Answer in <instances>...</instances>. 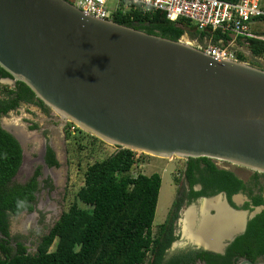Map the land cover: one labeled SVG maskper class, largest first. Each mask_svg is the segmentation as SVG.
<instances>
[{"label": "water", "instance_id": "water-1", "mask_svg": "<svg viewBox=\"0 0 264 264\" xmlns=\"http://www.w3.org/2000/svg\"><path fill=\"white\" fill-rule=\"evenodd\" d=\"M183 36L148 34L66 0H0V68L65 121L118 150L207 158L264 174V69L208 55ZM223 202L245 216L215 250L221 254L264 209ZM180 233L173 248L211 251Z\"/></svg>", "mask_w": 264, "mask_h": 264}, {"label": "trees", "instance_id": "trees-1", "mask_svg": "<svg viewBox=\"0 0 264 264\" xmlns=\"http://www.w3.org/2000/svg\"><path fill=\"white\" fill-rule=\"evenodd\" d=\"M126 6L125 3L119 5L112 15L114 22L171 40L189 33L199 40L211 39L212 44L229 41V37L219 31L212 35L198 32L185 19L171 22L161 11L142 13ZM236 43L248 47L253 57L264 56V41L238 37ZM236 55L238 61L248 62L243 53L236 52ZM0 76L9 77L1 68ZM22 85L29 98H33L29 88ZM30 128L37 129V125ZM85 135L95 142L100 141ZM21 162L19 142L0 127V264H193L194 258L184 260L185 257L164 262L166 250L175 238L169 234L167 224L158 225L155 230L152 228L161 177L158 173L132 176L136 162L134 153L127 149L115 150L105 159L87 165L83 185L42 237L35 253H27L20 243L14 249L7 240L9 219L33 210L41 175V167H37L25 183L14 182ZM45 162L48 167L59 166L49 147ZM185 165L182 173L189 187L194 184L203 186L200 192L192 191L191 198L208 197L219 192L230 196L245 189L244 183L232 171L218 167L216 161L189 158ZM44 184L50 186L48 180ZM253 204L264 205V202L257 196L253 198ZM245 247L257 248L256 254L264 251V210L248 222L246 232L236 238L227 254L247 255ZM256 254L250 256L253 258ZM209 255L205 252L198 254L201 258ZM226 258L218 257L217 263Z\"/></svg>", "mask_w": 264, "mask_h": 264}, {"label": "rangeland", "instance_id": "rangeland-1", "mask_svg": "<svg viewBox=\"0 0 264 264\" xmlns=\"http://www.w3.org/2000/svg\"><path fill=\"white\" fill-rule=\"evenodd\" d=\"M114 2L115 1L113 0H109L107 6H109L110 10L113 9ZM253 28H255V26ZM262 33L264 34V26L262 28ZM183 38L186 42L201 49L208 45L207 41L202 43L203 40L201 41L189 33H185ZM248 58L250 63L254 64L256 67L260 66V68L264 69V56L262 58H258L259 60L261 59L260 61H257V58L254 59L252 55H249ZM2 121L3 125L6 122L13 123L21 130L23 129V126H26V121L23 120V116L21 114L16 115L14 113H10L9 116L3 118ZM32 121L35 124L39 123L40 127L51 129L52 122L45 125L43 120L38 116L32 115ZM52 129L54 128L52 127ZM19 132L22 134V138L20 140L25 155V161L21 171L13 178V181L20 184L25 183L33 174L36 167H41V175L38 177L39 190L35 197L37 207L39 208L38 211L42 212V215L39 214L38 211H35L32 213L23 212L19 216L11 217L9 229L12 235L17 233L25 234L26 228L36 226L38 220L42 221V217L54 215L56 217L60 214V212L62 213L65 211L71 203L72 197L76 191L83 185L84 172L87 165L93 163L94 161H101L112 154L115 150H118L116 147L108 145L101 140L98 142L93 141L90 136L85 135V132L81 133L79 129L75 132V134H68V137L64 140V142L62 137L60 138L57 134L50 133L48 135L49 143L54 150L59 167H53L48 170L42 166L40 154L42 139L38 137L40 135V131H28V136L30 137H27L23 130ZM216 165L234 172L244 181H247L250 176V173L248 172L249 170L247 171V169L238 168L230 164H223L221 162H216ZM184 166V159L142 155V163L140 164V167H133L131 171V175L134 176L137 174H143L146 176L153 173L160 174L161 187L152 227L154 230L162 223L164 216L170 207L172 197H174L178 188L182 186V172L184 171ZM46 176H51L53 178L52 181L48 179V181L52 183V186H45L44 180L47 179H44V177ZM36 202H34V206ZM50 211H52L51 215L49 214ZM185 211V207H182L181 215H183ZM26 221H29L28 225H26V227H22V224ZM54 221H56V219ZM178 240V237H176L174 243Z\"/></svg>", "mask_w": 264, "mask_h": 264}, {"label": "flooded vegetation", "instance_id": "flooded-vegetation-1", "mask_svg": "<svg viewBox=\"0 0 264 264\" xmlns=\"http://www.w3.org/2000/svg\"><path fill=\"white\" fill-rule=\"evenodd\" d=\"M246 63H250V62L248 61ZM5 108H7V110H5ZM10 113L11 114L14 113L16 115L21 114L23 116V120L26 121V126H23L22 130L27 135V137H30V136H28V134H29L28 131H34V130L40 131V135L38 137H40L42 139V143H41V147H40L42 166L44 167L43 164L47 165L45 162L47 147H49L53 150L51 144L49 143L48 135L50 133H55L60 138L62 137L63 142H64V140L67 138L66 137L67 136V126H68L69 121H65L62 117H60L58 114H56L52 109H50L49 107L44 105L41 101H39L37 98H35V96L33 98H29L28 94L24 90V86L22 85V83H20L18 81H14L10 76L9 77H1L0 76V127L1 128L7 127L6 124H4V126H3L2 119L8 117ZM32 115L40 117V119L43 120V123L45 125L47 123L52 122L51 129L46 128V127H40L39 123H36V124L33 123ZM33 125H37V129H31L30 127H32ZM52 127L54 129H52ZM7 128H10V127H7ZM13 131H14V129L10 128V132L13 133ZM18 139H20V138H18ZM21 149H22V147H21ZM53 152H54V150H53ZM23 153H24V151L22 149V156L24 155ZM55 159H56V157H55ZM184 160L186 161L187 159H184ZM24 161H25V159L24 160L22 159L21 166H23L22 164H24ZM223 164H227V163H223ZM185 166H184V168H185ZM20 167H19V169H20ZM58 167H55V168H58ZM51 168H53V167H48L46 169L49 170ZM221 168H223V167H221ZM224 169H226V168H224ZM35 170H34V172H35ZM20 171H21V169H20ZM20 171H17L16 175ZM34 172H33V174H34ZM248 172L250 173V176H249L247 181H244L242 178L238 177L233 172L235 174V176L244 183V185H245L244 190H241V191H239L233 195H230V196H228L225 192H219V193H216L215 195L208 196V197H215V196H218L219 194H222L221 200L222 201L225 200L229 204L230 207L237 209V210L238 209L248 210L249 212H252L256 207L264 206V205L255 206L253 204V198L257 197V196H260L262 198V201L264 202V174H260V173L253 172V171H248ZM44 179H47V180L49 179L50 181L53 180V178L51 176H46V177H44ZM50 186H52L51 182H50ZM202 189H203V186L201 184H194V185L189 187L187 180L185 179L184 175H182V186L180 188H178L174 197H172L170 207L168 208L167 213L165 214L162 223L159 224V225L167 224L168 229H169V231H168L169 234H171L175 239H176V237H178V239H180L179 234H181L180 233L181 230H180L179 223H180V218H182V215H181L182 207H187L190 204L197 202L198 199L201 197H207V196H200V197H195V198L190 197V194L192 191L200 192ZM238 196L241 197L240 207L239 206L237 207L236 203H238V202L235 200V197H238ZM34 202H36V197H35ZM37 208L38 207H37V202H36L31 213L38 211L39 208L38 209ZM242 208H244V209H242ZM51 212L52 211L49 212L50 215H51ZM38 213L42 215V212L38 211ZM209 214L215 215L216 212L212 209ZM60 215H61V212L56 217H55V215L49 216V217H47V216L42 217V221L38 220V223L36 226H30L29 228L27 227L25 234L17 233V234L12 235L10 232V229H9L10 226H9L8 227L9 237L7 239L9 245L15 249L16 244L20 243L23 245V247H25V250L27 253H35L37 250V246H38L39 242L41 241L42 237L49 232V230L54 225V223L58 220ZM54 217H55L56 221H54L55 220ZM9 225H10V219H9ZM247 225H248V223H247ZM247 225H246V229H247ZM246 229H245L244 233L246 232ZM45 230H47V231H45ZM243 234H241V235H243ZM241 235H239V236H241ZM239 236H237L236 238H238ZM0 238H2L1 235H0ZM236 238L233 241H231L230 243H228V245L226 246V248L222 254L216 252L214 249H213V251H212V249H211V251H209L203 247L195 248V247H192L189 245L188 246L187 245L178 246V247L173 248L172 245L175 241L174 240L170 244L169 248L166 250V253L164 255V262H166L168 260H177V259L185 257L184 260H187L189 258H194V260L192 261L193 264H218L217 263L218 257L219 258L227 257L226 260L220 259L221 260V261L219 260L220 264H240L245 260H248L254 264H259V263L264 264V251L260 254H256L258 252L257 248L256 249H254V248L248 249L245 247L247 255L237 254V255L229 256L227 254V251H228L229 247H231V245L235 242ZM200 252L209 253L210 255L207 257L204 256L203 258H201V256H198V254ZM253 254H256V255L252 258L250 255L253 256ZM248 255L252 259L251 258L249 259ZM187 264H192V263H187Z\"/></svg>", "mask_w": 264, "mask_h": 264}, {"label": "built area", "instance_id": "built-area-1", "mask_svg": "<svg viewBox=\"0 0 264 264\" xmlns=\"http://www.w3.org/2000/svg\"><path fill=\"white\" fill-rule=\"evenodd\" d=\"M71 1L80 11L100 19L112 20V15L119 5L125 3L127 9L132 7L142 13L161 11L171 22L185 19L198 32L212 35L219 31L232 40L230 39L226 44L221 40L218 44L208 43L202 48L203 52L218 59L238 61L236 52L230 48L238 37L264 41L261 29L264 26V0H238L237 2L225 0H113L115 2L112 10L107 6L109 0ZM254 26L257 28H253ZM78 129L77 125L69 122L67 133L75 134ZM132 152L136 162L134 167L139 168L142 155L145 154Z\"/></svg>", "mask_w": 264, "mask_h": 264}, {"label": "bare ground", "instance_id": "bare-ground-1", "mask_svg": "<svg viewBox=\"0 0 264 264\" xmlns=\"http://www.w3.org/2000/svg\"><path fill=\"white\" fill-rule=\"evenodd\" d=\"M5 124L14 129L13 134L16 138H22V134L19 132L22 130L17 125L9 122ZM10 128L7 129L10 130ZM20 139L18 141L21 143ZM235 200L240 203L241 197L238 196ZM212 209L216 212L215 215L209 214ZM244 216V213L229 211L220 197L203 201L198 208L186 209L182 215V237L195 245H203L218 251L225 238L242 228ZM28 223L29 221H26L22 227H26Z\"/></svg>", "mask_w": 264, "mask_h": 264}, {"label": "crops", "instance_id": "crops-1", "mask_svg": "<svg viewBox=\"0 0 264 264\" xmlns=\"http://www.w3.org/2000/svg\"><path fill=\"white\" fill-rule=\"evenodd\" d=\"M257 28V26H255V29ZM262 29V28H261ZM232 40V38H230L229 37V40ZM202 41V40H201ZM204 41H207L208 43H212L211 42V39H203V41H202V43L204 42ZM226 44V43H225ZM230 48H234L233 50L235 51V52H241V53H243L246 57H247V60L249 59L248 58V56L249 55H252L251 54V52H250V50L248 49V47H246L245 45H238L237 43H236V40L233 42V44L230 46ZM254 59H256V57H254ZM257 61H260L258 58L256 59ZM255 60V61H256Z\"/></svg>", "mask_w": 264, "mask_h": 264}, {"label": "clouds", "instance_id": "clouds-1", "mask_svg": "<svg viewBox=\"0 0 264 264\" xmlns=\"http://www.w3.org/2000/svg\"><path fill=\"white\" fill-rule=\"evenodd\" d=\"M80 130V129H79ZM81 131V130H80ZM83 132V131H82ZM20 206H22V204L20 205Z\"/></svg>", "mask_w": 264, "mask_h": 264}]
</instances>
